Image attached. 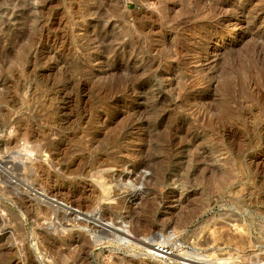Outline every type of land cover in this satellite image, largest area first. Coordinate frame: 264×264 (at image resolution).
<instances>
[{"label": "rangeland", "instance_id": "374dc122", "mask_svg": "<svg viewBox=\"0 0 264 264\" xmlns=\"http://www.w3.org/2000/svg\"><path fill=\"white\" fill-rule=\"evenodd\" d=\"M85 251L264 264V0H0V264Z\"/></svg>", "mask_w": 264, "mask_h": 264}, {"label": "bare ground", "instance_id": "6f19581e", "mask_svg": "<svg viewBox=\"0 0 264 264\" xmlns=\"http://www.w3.org/2000/svg\"><path fill=\"white\" fill-rule=\"evenodd\" d=\"M180 6H182V5H180ZM213 6V5H212ZM223 8V7H222ZM202 11H204V10H202ZM206 12V11H205ZM208 12H210V11H208ZM220 12V11H219ZM211 13V12H210ZM222 15V14H221ZM225 19V18H224ZM226 20V19H225ZM170 23V22H169ZM204 23V22H203ZM179 25V24H178ZM227 31V30H226ZM218 31H216V33H217ZM213 35V34H212ZM178 41V40H177ZM180 42V41H179ZM126 45H128V44H126ZM260 49V48H259ZM176 50V49H175ZM179 50H180V48H179ZM254 52V51H253ZM259 52V51H258ZM261 52V54H263V52L262 51H260ZM180 54V53H179ZM253 54V53H252ZM258 54V53H257ZM182 55V54H181ZM251 55V54H250ZM255 58V57H254ZM263 58V57H262ZM248 59V58H247ZM249 60V59H248ZM254 60V59H253ZM257 60V59H256ZM261 60V59H260ZM257 63V62H256ZM254 67V66H253ZM249 74V73H248ZM235 75V74H234ZM247 76V75H246ZM227 77V76H226ZM232 82V81H231ZM230 82V83H231ZM248 82V81H247ZM223 86V85H222ZM225 87V86H224ZM224 90V89H223ZM225 100V99H224ZM228 108V107H227ZM217 111V110H216ZM215 114H216V112H215ZM213 115V114H212ZM221 116V115H220ZM223 117V116H222ZM214 125V124H213ZM218 126V125H217ZM138 128V127H137ZM138 130V129H137ZM169 130V129H168ZM172 132V131H171ZM167 133V132H166ZM186 135V134H185ZM184 135V136H185ZM125 160V159H124ZM205 167V166H204ZM207 168V167H206ZM211 171V170H210ZM204 173V172H203ZM207 173H209V172H207ZM211 174V173H210ZM207 175V174H206ZM107 185L106 184H101V187H102V189L104 190V191H108L107 189V187H106ZM106 198V197H105ZM108 198H106V200H107ZM137 232V231H136ZM123 235V234H122ZM121 235V236H122ZM124 235H125V233H124ZM127 235V234H126ZM129 235V234H128ZM137 235V234H136ZM134 238V237H133ZM123 239V238H122ZM126 239V238H125ZM131 239V238H130ZM137 240H140V239H137ZM85 258H86V251L83 253V254H81V255H79L78 257H76V258H73V264H84L85 263Z\"/></svg>", "mask_w": 264, "mask_h": 264}, {"label": "built area", "instance_id": "2783aa9c", "mask_svg": "<svg viewBox=\"0 0 264 264\" xmlns=\"http://www.w3.org/2000/svg\"><path fill=\"white\" fill-rule=\"evenodd\" d=\"M155 256L158 259L166 260L169 258V252L166 249H160L156 247Z\"/></svg>", "mask_w": 264, "mask_h": 264}]
</instances>
